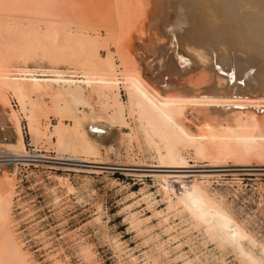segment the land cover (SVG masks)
Returning <instances> with one entry per match:
<instances>
[{"label":"bare ground","instance_id":"bare-ground-1","mask_svg":"<svg viewBox=\"0 0 264 264\" xmlns=\"http://www.w3.org/2000/svg\"><path fill=\"white\" fill-rule=\"evenodd\" d=\"M111 2V6H117L115 11H119L114 15L116 17H113V12L111 19H105V15L104 20L111 37L104 38L103 42L89 35L88 29L92 27L86 18L84 22L82 13L85 11L81 12L80 8L78 21L72 22L77 26L76 33L69 29V25L56 26L53 20L36 16L34 25L36 22H44V30L31 26L32 31L28 32L23 25L16 26L21 36L16 34L23 41L30 38L52 43L51 49L56 51L49 53L54 61L67 60L79 65L87 62L88 66L83 71L78 70L76 65L74 71L60 67L31 69L19 66L13 69L0 56V90L3 92L5 88H12L22 91L21 78L14 73L17 72L19 75L32 76L30 80L37 89L49 91L56 97L64 96L67 87L77 83L100 89L107 98L112 94L117 102L116 112L120 121L114 120L115 116L107 110L92 109L89 114L83 113L76 123L83 129V135L98 149H104L108 157H119L123 147L129 154L136 144L156 153L155 158L159 164L147 167L160 169L189 168L191 162H206L209 164L207 167H221L227 166L228 162H233L232 166H249L248 163L252 161L250 159L263 161L264 0ZM23 20L25 22L27 18ZM28 24L25 23V26ZM8 26L0 24V31L7 32L11 28ZM21 38L14 37L10 42H17ZM113 39L118 42L115 44L122 69L107 44V41L109 43ZM103 48L107 52L106 56L101 55ZM11 50L16 53L21 51L18 46H12ZM237 79L244 80V85L237 84ZM122 90L126 92V102L122 99ZM4 106L1 100L0 264H27L8 224L19 170V163L16 162L26 161L16 159L31 155L25 145L18 112L14 109L8 112ZM127 110L134 123L131 133L122 129L130 124L124 116ZM25 116L31 121L32 111L28 109ZM115 124L121 128L119 131L115 130ZM44 157L89 163L85 160L65 159L61 154ZM90 163L121 165L120 169L124 171H128V166H146L145 161L141 160L135 164ZM150 171L143 172L142 176L155 177L159 184L157 191L167 204L166 210L154 208V211L158 214L167 211L166 216L169 213H173L174 217L186 216L183 222L187 228L182 232L175 230L171 239H178L186 231L196 229L201 235L199 245L205 246L211 242L220 250V255L212 259L219 264H226L222 252L228 249L242 264H264V242H259L248 233L223 196L211 193V183L219 179L221 174L197 175L192 186L184 185L181 195H176L171 190L170 178H174L168 175L171 172ZM151 199V194H145L142 200L152 206ZM132 217L136 226L144 224L134 214ZM174 229L171 227L167 231ZM193 239L189 235L186 241L171 248L178 250L172 260L180 259L182 264H208L207 255L189 258L181 250L183 243ZM166 241L156 239L155 246L160 256L168 261L167 255L171 253L165 247L168 243Z\"/></svg>","mask_w":264,"mask_h":264},{"label":"rangeland","instance_id":"rangeland-1","mask_svg":"<svg viewBox=\"0 0 264 264\" xmlns=\"http://www.w3.org/2000/svg\"><path fill=\"white\" fill-rule=\"evenodd\" d=\"M111 1L0 0V24L9 25L7 28L11 26V30L14 25L15 28L23 25L22 27H26L30 32L35 26L36 17H41L53 20L56 26L69 25V29L76 33L77 26L72 22L78 21L80 8L81 12L85 11L82 13L84 22L86 18L88 25L92 27H88L89 35L94 37V40L103 42L111 37L107 31L105 15V19H111L112 13L115 12L113 17H116L114 15L119 11H115L116 5H110ZM118 7L121 12L120 6ZM19 17L27 20L24 22ZM29 19V24L34 22L30 26L27 23ZM25 23L28 25L25 26ZM37 23L35 27L44 30L45 23ZM101 23L104 24L103 27ZM15 28L14 32L12 30L13 36L21 38V33L17 30L19 28ZM9 29L7 32L0 31V56L13 69L19 66L31 69L60 67L74 71L76 65L78 70L83 71L88 66L87 62L79 65L67 60L54 61L51 52L55 53L56 49H51L53 45L50 42L47 44L46 41L44 43L30 38L25 39L27 42L22 38L17 42H10L14 37L11 34L10 39ZM111 41H107V44L122 69L120 57H117L119 53L116 40ZM104 44L106 48V43ZM14 45L21 49L20 53L12 52L11 47L14 48ZM104 48L101 50L102 56L107 53ZM254 67L256 69V66ZM14 73L21 78L22 93L5 88L3 92L0 90V101L2 100L8 112L12 109L18 112L25 145L31 157L16 159L26 161L16 162L19 163V170L8 229L27 264H182L180 259L172 260L178 250L171 248L186 241L189 235L194 237V241L183 243L181 246V250L185 251L189 258L207 255L208 264H219L212 259L220 255V250L211 242L205 246L199 245L201 235L198 230L186 231L178 236V239H171L175 230L182 232L187 228L183 222L186 216L174 217L173 213H169V217L165 214L167 211L163 214L154 211V208L166 210L167 204L157 191L159 184L155 177L142 176L143 172H151L150 170L171 172L168 174L174 176L170 178L173 187L171 190L176 195H181L184 185L192 186L197 175L221 174L219 179L211 183V193L223 196L248 233L259 242H264V158L263 161L250 159L252 161L248 163L249 166H232L233 162H228L227 166L207 167L209 164L206 162H191L189 168L160 169L147 167L159 164L155 158L156 153L136 144L133 152L129 154L123 147L119 157H108L104 149H98L83 135V129L76 123L83 113L89 114L92 109L107 110L115 116L114 120L120 121L117 102L112 94L107 98L102 90L77 83L68 86L64 96L57 98L49 91L37 89L35 83L30 80L32 76ZM243 81L237 79L236 83L244 85ZM121 94L126 102V92L122 90ZM4 98L8 99L7 102ZM28 109L32 111L31 121L25 116ZM124 116L130 124L122 129L131 133L134 123L129 110ZM114 128L116 131L121 129L118 124H115ZM58 154L65 159L85 160L89 163L44 157ZM138 160L145 161L146 166H128V171L120 169L121 165L90 163L96 161L135 164ZM195 165L205 167L193 168ZM145 194H151L152 206L142 200ZM128 211L144 221V224L136 226L132 214ZM171 227L175 229L167 231ZM156 239L169 240L165 245L171 253L167 255L168 261L160 256V251L155 246ZM222 254L226 264H242L229 249Z\"/></svg>","mask_w":264,"mask_h":264}]
</instances>
